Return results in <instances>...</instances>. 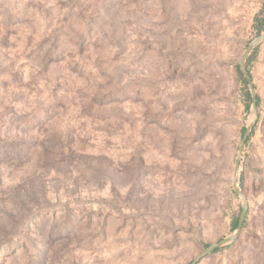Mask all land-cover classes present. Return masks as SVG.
I'll return each mask as SVG.
<instances>
[{
	"label": "rangeland",
	"instance_id": "1",
	"mask_svg": "<svg viewBox=\"0 0 264 264\" xmlns=\"http://www.w3.org/2000/svg\"><path fill=\"white\" fill-rule=\"evenodd\" d=\"M257 15L0 0V264H191L236 234L196 264H264V40L255 108L239 67Z\"/></svg>",
	"mask_w": 264,
	"mask_h": 264
},
{
	"label": "water",
	"instance_id": "2",
	"mask_svg": "<svg viewBox=\"0 0 264 264\" xmlns=\"http://www.w3.org/2000/svg\"><path fill=\"white\" fill-rule=\"evenodd\" d=\"M263 40H264V34L260 35L257 39H255L253 42H251L247 46V48L244 50V52L242 53L241 58L239 60L240 72L243 76V79L245 80V82H247V84L249 85V88H250V94H251V100H252V107L253 108H255V106H256V95L253 91L250 75L246 69L245 61H246L247 56L250 53H252L254 48ZM250 128H251L250 126L247 127V129L245 131V134L243 136V141H242V144H241L240 149H239V153L241 152L242 147L244 145V142L246 141V139L249 135ZM237 167H238V160H236V162H235L234 170H236ZM235 191L239 196H242V193L236 187H235ZM242 202L243 203H242L241 213H240V216L238 218V227H237L238 230H240V228L244 222L246 212H247V205H246L245 199ZM236 237H237V234L226 237V238H224V239H222L216 243L211 244L205 251L202 252L201 255H199L197 258H195L191 264H196L203 256H206V255L210 254L211 252L215 251L216 249L229 244L230 242L234 241L236 239Z\"/></svg>",
	"mask_w": 264,
	"mask_h": 264
},
{
	"label": "trees",
	"instance_id": "3",
	"mask_svg": "<svg viewBox=\"0 0 264 264\" xmlns=\"http://www.w3.org/2000/svg\"><path fill=\"white\" fill-rule=\"evenodd\" d=\"M254 28L256 29V33L257 34H260L263 30H264V16L263 17H260L259 15H257L255 18H254V24H253ZM246 100H248V94L246 95ZM259 102V99L256 98V104H258ZM249 108V105L246 106V109ZM238 227V220L237 219H233L232 220V224H231V229L232 230H236Z\"/></svg>",
	"mask_w": 264,
	"mask_h": 264
},
{
	"label": "bare ground",
	"instance_id": "4",
	"mask_svg": "<svg viewBox=\"0 0 264 264\" xmlns=\"http://www.w3.org/2000/svg\"><path fill=\"white\" fill-rule=\"evenodd\" d=\"M237 178H238V173L235 172L234 175H233V182L235 183V185L237 184ZM235 187L237 188V185ZM241 199H242V201L244 200L243 195L241 196Z\"/></svg>",
	"mask_w": 264,
	"mask_h": 264
}]
</instances>
